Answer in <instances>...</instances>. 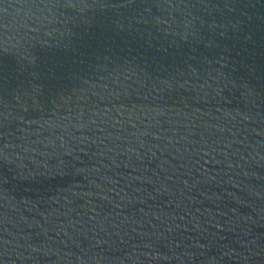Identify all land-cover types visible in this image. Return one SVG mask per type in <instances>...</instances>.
<instances>
[{"label":"water","instance_id":"obj_1","mask_svg":"<svg viewBox=\"0 0 264 264\" xmlns=\"http://www.w3.org/2000/svg\"><path fill=\"white\" fill-rule=\"evenodd\" d=\"M138 12L0 0V264H264V0Z\"/></svg>","mask_w":264,"mask_h":264},{"label":"snow or ice","instance_id":"obj_2","mask_svg":"<svg viewBox=\"0 0 264 264\" xmlns=\"http://www.w3.org/2000/svg\"><path fill=\"white\" fill-rule=\"evenodd\" d=\"M44 2V0H41ZM49 3H52L54 6H61L73 9H87V10H96L101 14H107L109 11L115 13L117 16L127 15L129 22L127 25L121 23L120 31L126 33L130 37H135V42H137L143 48L151 49L154 47V44L151 43V39L146 40L147 34L139 29L135 23H133L134 18L137 15H143V13H139L138 10L144 9L145 11H151L152 9H160V10H172L178 6L187 7L189 4H192L193 0H48ZM200 3H210L211 0H199ZM159 18H155V23L158 25L162 23ZM140 23H144V21H140ZM192 34L191 32L189 33ZM175 59V54L170 52H165L164 55L158 53L154 59L146 61V69L151 67L152 65L157 64L159 61L169 62ZM109 65H111V61H109ZM160 69L163 72H167L168 69L165 67L164 63L159 64ZM3 68V61L0 59V71ZM149 72L146 70L145 76H148ZM2 79V77H0ZM55 80V77H53ZM155 86L153 87V93L155 98L159 99L162 103H166V97L169 93L175 91L177 87L176 78L173 76L168 77H156L153 80ZM147 84V79L145 80V85ZM2 99V98H0ZM49 98L45 97L41 94H34L28 97V103L30 106L34 107L38 111H43V108L47 106ZM27 111V109H26ZM5 128V115L2 107H0V133ZM0 138H2V134H0ZM7 156L5 155V150L3 147H0V161H6ZM35 179V176L29 174L25 176L24 179ZM8 181L6 179L0 178V184H7Z\"/></svg>","mask_w":264,"mask_h":264}]
</instances>
